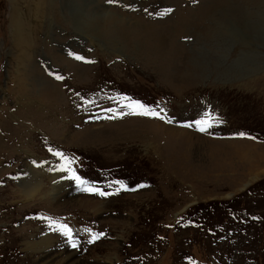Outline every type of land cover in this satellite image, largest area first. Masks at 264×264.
Returning a JSON list of instances; mask_svg holds the SVG:
<instances>
[{
    "label": "rangeland",
    "instance_id": "1",
    "mask_svg": "<svg viewBox=\"0 0 264 264\" xmlns=\"http://www.w3.org/2000/svg\"><path fill=\"white\" fill-rule=\"evenodd\" d=\"M76 1L0 0V264H264V0Z\"/></svg>",
    "mask_w": 264,
    "mask_h": 264
},
{
    "label": "bare ground",
    "instance_id": "2",
    "mask_svg": "<svg viewBox=\"0 0 264 264\" xmlns=\"http://www.w3.org/2000/svg\"><path fill=\"white\" fill-rule=\"evenodd\" d=\"M19 1L20 0H9V3H11V5L12 4H14L13 6H12V8H10V13H9V25H10V27L11 28H13V31L15 32V37H18L17 39H16V45L22 50V47H24L25 46V49H27L28 47H27V45H28V43L26 44V38L24 39V38H22V35H23V32H25V27H27L29 24L31 25V36L33 37V38H35V36H36V33L38 32V28H37V20L39 19V16L42 14V11H43V8L44 7H40V5H42V4H44L47 0H44V3H40V5H39V7H38V10H35V11H33V12H31L30 13V15H27V17L26 16H24V15H26V14H21L20 16H17V11H18V4H19ZM74 1H76V0H74ZM82 2V4L84 5V7L83 8H85V9H83L84 10V12L86 13V14H89L90 16L92 15V14H96V10H98V9H100L101 11H103L104 12V10L102 9V8H108V6H106L105 5V3H104V1H102V0H79V2ZM77 2V1H76ZM73 4V3H72ZM49 5V4H48ZM77 5V4H76ZM79 5V4H78ZM16 7V8H15ZM82 7V6H81ZM82 10V9H81ZM20 12V11H19ZM102 13V12H101ZM19 14V13H18ZM104 14H105V12H104ZM78 15V14H77ZM107 16H111V15H107ZM116 18V17H115ZM114 17H112V18H109V19H106V21H105V24H108V25H113L112 27H114V28H117V30L118 29H121L122 28V20H118V19H115ZM76 19V18H75ZM91 19H92V16H91ZM103 23V22H102ZM91 24V23H90ZM29 25V26H30ZM100 25V24H99ZM92 26H94V25H92ZM103 26V25H102ZM107 26V25H106ZM12 30V29H11ZM27 30V29H26ZM92 30H93V32L95 31V29H93L92 28ZM91 30V31H92ZM98 30V29H97ZM126 30V29H125ZM139 30V29H138ZM121 31V30H120ZM134 31V30H133ZM27 32V31H26ZM95 34V33H94ZM124 34V33H123ZM26 35H27V33H26ZM91 35H92V33H91ZM25 36V35H24ZM93 36H95V35H93ZM134 36L136 37V36H138V31H134ZM32 37H31V41H32ZM92 37V36H91ZM128 37V36H127ZM140 37V36H139ZM143 40H144V38H143ZM13 42L15 43V40L13 39ZM145 42H146V40H145ZM149 43H148V46L146 47V50H145V52H149L150 51V53L151 54H154V52L156 53L157 51L155 50L154 51V49H152V47L150 46L151 45V41H148ZM141 43H144V42H141ZM149 47H151V49L150 50H148V48ZM152 50V51H151ZM28 52V51H27ZM174 70V69H173ZM175 72L177 71V70H174ZM170 77H172V76H170ZM169 77V78H170ZM188 77H190V76H188L187 75V78ZM186 78V79H187ZM191 79V78H190ZM190 82V81H189ZM246 144V143H245ZM241 146V145H240ZM31 175V174H30ZM30 177V181L33 183V184H35L36 182H37V180H38V175H31V176H29ZM57 184H58V182L56 183V187H57ZM29 186H30V184H29ZM32 186V185H31ZM238 221V220H237Z\"/></svg>",
    "mask_w": 264,
    "mask_h": 264
},
{
    "label": "snow or ice",
    "instance_id": "3",
    "mask_svg": "<svg viewBox=\"0 0 264 264\" xmlns=\"http://www.w3.org/2000/svg\"><path fill=\"white\" fill-rule=\"evenodd\" d=\"M57 79H61V77L57 76ZM125 100H129L131 101V98L128 97H124ZM125 107H129L133 110L134 114H139V115H151V116H157V113L151 109H148L145 105L141 104L139 101H131L129 104L124 105ZM198 126V130L199 131H205V128L203 127H199V125H201L203 123V121H196L195 122ZM210 126V125H209ZM241 136H244V133H240ZM53 155H55L60 161H62V163L59 165L58 167V171L60 172H68L70 174V179L74 180L78 186L81 185H89V181L83 179L81 176H79L73 169L72 167H70L72 161H70L63 153L61 152H54ZM111 183H115V184H120L122 185V181H112ZM141 187H143V185H141ZM84 191H87L89 193H94L100 196H107L110 193H106L102 190H100L99 188H95V187H84L83 189ZM51 224H55V222H51ZM57 230L60 232V234L64 237H66V239L68 240L69 244L73 247L76 248L77 244L73 238L72 235V230L71 228H69L66 224H58L57 225ZM103 234L102 233H91L89 231V243H94L96 240H98Z\"/></svg>",
    "mask_w": 264,
    "mask_h": 264
}]
</instances>
